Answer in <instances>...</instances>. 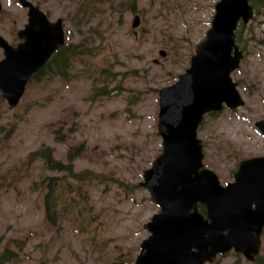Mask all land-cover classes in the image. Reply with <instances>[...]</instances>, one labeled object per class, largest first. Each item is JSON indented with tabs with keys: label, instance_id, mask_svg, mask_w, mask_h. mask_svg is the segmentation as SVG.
Wrapping results in <instances>:
<instances>
[{
	"label": "rangeland",
	"instance_id": "374dc122",
	"mask_svg": "<svg viewBox=\"0 0 264 264\" xmlns=\"http://www.w3.org/2000/svg\"><path fill=\"white\" fill-rule=\"evenodd\" d=\"M218 1L58 2L56 15L69 13L68 43L88 39L93 55L70 67L66 79L31 80L15 108L0 93V250L25 242L20 257L5 264H135L150 235L144 225L160 210L141 185L163 148L159 90L190 67ZM254 8L255 17L237 28L244 57L232 72L246 103L207 114L198 131L205 166L223 185L234 181L241 160L264 156V134L255 125L264 119V6ZM136 15L141 22L134 28ZM102 68L108 76L100 75ZM96 83L112 93L95 96ZM80 144L74 168L94 173L79 203L86 209L83 225L70 212L51 228L41 182L52 171L42 160L29 161V154L50 146L66 160L70 146ZM262 240L264 256V232ZM211 264L258 263L232 250Z\"/></svg>",
	"mask_w": 264,
	"mask_h": 264
},
{
	"label": "water",
	"instance_id": "95a60500",
	"mask_svg": "<svg viewBox=\"0 0 264 264\" xmlns=\"http://www.w3.org/2000/svg\"><path fill=\"white\" fill-rule=\"evenodd\" d=\"M40 13H31L28 28L41 20L42 28H46L45 22L56 38L40 37L28 48L24 61L0 62V90L12 108L19 104L32 76L65 43L62 20L50 23ZM254 16L251 0H219L190 67L175 83L159 90L158 130L163 150L144 170L141 185L160 211L144 225L150 235L140 244L135 264H207L233 249L254 260L261 252L264 156L240 161L234 181L223 185L218 174L205 166L204 145L198 137L207 113L220 112L226 105L238 109L246 103L232 72L244 57L237 28ZM140 22L136 15L132 26L136 28ZM160 54L166 56L167 52L161 50ZM256 126L264 134V119ZM199 204L206 207V213Z\"/></svg>",
	"mask_w": 264,
	"mask_h": 264
},
{
	"label": "trees",
	"instance_id": "16d2710c",
	"mask_svg": "<svg viewBox=\"0 0 264 264\" xmlns=\"http://www.w3.org/2000/svg\"><path fill=\"white\" fill-rule=\"evenodd\" d=\"M251 2L253 6H264V0H251ZM238 36L239 35L237 33V38ZM89 46L90 42L88 39H82L78 44H69L68 47L66 46L59 51L61 53L57 55L54 63L47 64L45 66L46 72L43 74L45 76L56 75V77L60 80L66 79V76L69 74L68 72L70 67H74L75 64L84 59V57L93 55L90 53L91 49ZM43 71L44 70L36 74L33 79L35 81L41 79L42 75L40 74H42ZM89 72L92 71L90 70ZM109 72L110 71L106 68H102L100 70V75L108 76ZM48 78L49 77H45V79ZM94 80L96 82L98 81V79ZM112 90L113 89H109L108 84H100L99 87L98 83H96L94 95L108 96L112 93ZM4 127L5 125L0 126V130ZM57 135H59V139L66 140L64 136H60L61 134ZM82 148L83 144L77 146L71 145L66 160L57 159L54 155V149L50 146H43L29 154V161H35L38 159L42 160L45 164L44 166L48 170L52 171V173L45 177L41 182V184L45 185V217L51 228L58 227L63 222L62 217H67L70 212L75 215V222H80V225H83V210L86 209L84 205L79 206V203H83L82 199L88 195L86 184L88 181L94 179V173L88 170L76 171L74 168V161L78 156H81ZM76 191H78V194H76ZM199 207L202 212H205V207L203 205H200ZM10 245L11 244L8 243L0 250V264H5L7 260H17L20 257V253L24 250L25 242H21V240L14 241L13 245L17 248V250L12 248ZM255 261L258 264H264V256L260 253L256 256Z\"/></svg>",
	"mask_w": 264,
	"mask_h": 264
},
{
	"label": "flooded vegetation",
	"instance_id": "af4514ba",
	"mask_svg": "<svg viewBox=\"0 0 264 264\" xmlns=\"http://www.w3.org/2000/svg\"><path fill=\"white\" fill-rule=\"evenodd\" d=\"M58 2L69 3V0H0V62L24 61L26 60L25 53L28 48L34 47L33 44L40 37L50 40L56 38L55 31L48 27L45 22L46 28H42L41 20H35L32 27L28 28L32 24L30 21L31 13L41 14L40 12H42L50 23L57 24L61 19L65 34L63 47L52 52L45 64L36 73L38 74L44 70L40 74L44 75L43 73L46 72L45 66L54 63L57 55L61 53L59 51L69 46V13L56 15ZM41 49L38 48V52H41ZM45 51L43 50V52ZM39 55L42 58L40 53Z\"/></svg>",
	"mask_w": 264,
	"mask_h": 264
}]
</instances>
